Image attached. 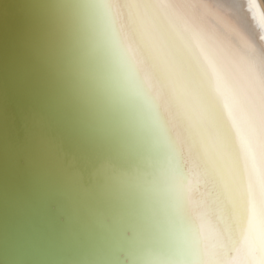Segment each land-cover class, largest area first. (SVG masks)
I'll use <instances>...</instances> for the list:
<instances>
[{
    "label": "bare ground",
    "instance_id": "obj_1",
    "mask_svg": "<svg viewBox=\"0 0 264 264\" xmlns=\"http://www.w3.org/2000/svg\"><path fill=\"white\" fill-rule=\"evenodd\" d=\"M76 1L139 150L128 264H264V0Z\"/></svg>",
    "mask_w": 264,
    "mask_h": 264
},
{
    "label": "water",
    "instance_id": "obj_2",
    "mask_svg": "<svg viewBox=\"0 0 264 264\" xmlns=\"http://www.w3.org/2000/svg\"><path fill=\"white\" fill-rule=\"evenodd\" d=\"M78 20L76 0H0V264H128L135 246L139 150Z\"/></svg>",
    "mask_w": 264,
    "mask_h": 264
},
{
    "label": "snow or ice",
    "instance_id": "obj_3",
    "mask_svg": "<svg viewBox=\"0 0 264 264\" xmlns=\"http://www.w3.org/2000/svg\"><path fill=\"white\" fill-rule=\"evenodd\" d=\"M195 102V96L192 95L191 98L187 101L189 107H191L192 103ZM205 119H210V117L205 116ZM161 135L165 136V130L161 127ZM261 231L262 226L259 223H255L250 226V237H249V252H255V241L261 239Z\"/></svg>",
    "mask_w": 264,
    "mask_h": 264
}]
</instances>
